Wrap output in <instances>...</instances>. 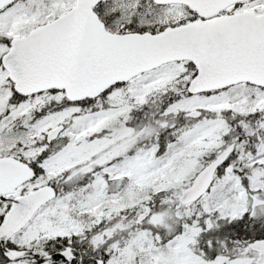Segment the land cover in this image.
Returning <instances> with one entry per match:
<instances>
[{
    "label": "snow or ice",
    "instance_id": "1",
    "mask_svg": "<svg viewBox=\"0 0 264 264\" xmlns=\"http://www.w3.org/2000/svg\"><path fill=\"white\" fill-rule=\"evenodd\" d=\"M0 264H264V0H0Z\"/></svg>",
    "mask_w": 264,
    "mask_h": 264
}]
</instances>
